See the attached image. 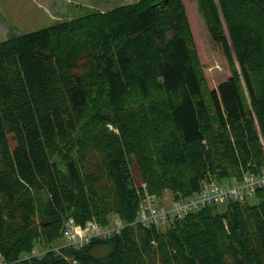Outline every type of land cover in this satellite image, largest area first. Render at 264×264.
Segmentation results:
<instances>
[{"label":"trees","instance_id":"16d2710c","mask_svg":"<svg viewBox=\"0 0 264 264\" xmlns=\"http://www.w3.org/2000/svg\"><path fill=\"white\" fill-rule=\"evenodd\" d=\"M195 2L231 70L216 86L184 0H138L0 41L7 264H264V187L256 204L208 205L166 229L133 222V164L150 193L176 199L264 171V0ZM111 214L121 232L55 248L68 218Z\"/></svg>","mask_w":264,"mask_h":264},{"label":"rangeland","instance_id":"374dc122","mask_svg":"<svg viewBox=\"0 0 264 264\" xmlns=\"http://www.w3.org/2000/svg\"><path fill=\"white\" fill-rule=\"evenodd\" d=\"M138 0H0V41L11 37L27 34L58 22L70 20L75 17L101 11L106 12L117 6L131 4ZM165 1V0H164ZM195 42L200 58L205 67V72L211 86H216L220 81L230 75L231 70L220 46L216 44L205 24L195 0H184ZM103 5L100 6V5ZM237 68L238 64L236 63ZM245 87V86H244ZM14 146V141H11ZM133 173L137 186L143 184L139 178V172L133 164ZM222 182H229L223 179ZM158 201L168 204L174 195L170 190L158 196ZM248 202H259L256 196H250ZM219 209L226 208V202L219 204ZM114 215V214H113ZM113 215H110L113 216ZM65 246V240L61 239L56 249ZM47 249V247H45ZM42 246H36V254L44 252ZM94 254L104 255L109 252L108 246H99L94 249Z\"/></svg>","mask_w":264,"mask_h":264},{"label":"built area","instance_id":"2783aa9c","mask_svg":"<svg viewBox=\"0 0 264 264\" xmlns=\"http://www.w3.org/2000/svg\"><path fill=\"white\" fill-rule=\"evenodd\" d=\"M143 186L146 188L145 183ZM261 187H264V173L258 175L246 174L242 182L231 187H225L215 182H207L201 191L187 198L176 199L168 205L159 203L157 197L147 190L141 195L140 209L134 222L143 226H160L170 220L162 219L163 215L168 214L172 219L181 217L194 208L204 205L220 204L230 199L244 200ZM148 200L154 202L151 211L145 205ZM123 227L124 223L118 218H115L114 223L111 225H106L96 219L89 220L81 225L70 218L65 223L64 238L67 244L76 247L83 246L95 238L108 237L113 233H118ZM0 264H6L3 257L0 258Z\"/></svg>","mask_w":264,"mask_h":264},{"label":"bare ground","instance_id":"6f19581e","mask_svg":"<svg viewBox=\"0 0 264 264\" xmlns=\"http://www.w3.org/2000/svg\"><path fill=\"white\" fill-rule=\"evenodd\" d=\"M263 173H264V171H263V172H252V173H251V172H247V173L244 174V176H245L246 174L258 175V174H263ZM243 179H244V177H243ZM243 179H241V180L233 179L231 182H225V183H223V182H218V181H216V180H205V181L203 182L202 187H201V189H200L199 191L202 190L203 186H204L205 183H207V182H215V183L221 184L222 186H225V187H231V186H234V185H236V184L242 182ZM143 184H144V182H143ZM143 184H142V193H141V195L143 194L144 191H147V184L145 183V184H146V188L143 186ZM262 188H263V187H262ZM258 189H259V188H258ZM258 189H257V190H258ZM257 190H256V191H257ZM199 191H198V192H199ZM256 191H255L254 194L247 196L244 200H239V201H242V202L246 201L250 196H254V195L256 194ZM230 200H235V199H230ZM230 200H228V201H230ZM228 201H225V202H228ZM140 203H141V199H140V202H139V207H138V210H137L136 217H137L138 212H139V209H140ZM153 204H154V202H153L152 200H148V201L145 202V205H146V207L148 208L149 211L152 210ZM220 204H221V203H220ZM208 205H219V204H208ZM208 205H204V206H201V207H198V208H194L193 210L189 211L188 213H186L185 215H183V216H181V217H175V218H172V219H171V216H170V215H168V214L163 215V216H162V219H170V220H168L165 224H162V225H160V226L153 225V226H145V227H157L158 229H166V228H167L168 226H170L171 223L174 222L175 220L180 219V218H182V217H185L187 214H189V213H191V212H193V211L199 210L200 208L205 207V206H208ZM111 215H113V214H111ZM115 218L120 219V220L124 223V227L126 226V222H125V221H124V220H123L118 214H114V215L111 216V217L109 216V218H108L109 220H108V222H106L105 224H106V225H111V224H113ZM135 219H136V218H135ZM134 221H135V220H134ZM134 221H133V222H134ZM134 223H135V224H140V223H137V222H134ZM140 225H142V224H140ZM124 227H123V228H124ZM123 228L121 229V231L123 230ZM121 231H120V232H121ZM118 233H119V232H118ZM114 234H116V233H113L111 236H113ZM111 236H108V237H111ZM99 238H107V237H99ZM99 238H95V239H99ZM78 247H80V246H78ZM0 258H1V257H0ZM6 264H7V262H6Z\"/></svg>","mask_w":264,"mask_h":264},{"label":"crops","instance_id":"0c3cea01","mask_svg":"<svg viewBox=\"0 0 264 264\" xmlns=\"http://www.w3.org/2000/svg\"><path fill=\"white\" fill-rule=\"evenodd\" d=\"M69 1H74V0H69ZM118 1H119V0H118ZM103 5H104V4H102V5H100V6H102V7H103ZM65 21H66V20H65ZM61 22H63V21H61ZM229 182H231V181H229Z\"/></svg>","mask_w":264,"mask_h":264},{"label":"water","instance_id":"95a60500","mask_svg":"<svg viewBox=\"0 0 264 264\" xmlns=\"http://www.w3.org/2000/svg\"><path fill=\"white\" fill-rule=\"evenodd\" d=\"M167 2V0H165Z\"/></svg>","mask_w":264,"mask_h":264}]
</instances>
